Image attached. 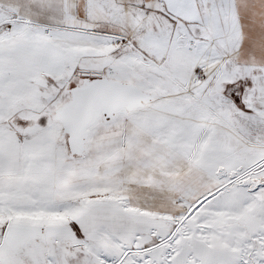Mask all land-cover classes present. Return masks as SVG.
<instances>
[{
  "label": "snow or ice",
  "instance_id": "6c2138e0",
  "mask_svg": "<svg viewBox=\"0 0 264 264\" xmlns=\"http://www.w3.org/2000/svg\"><path fill=\"white\" fill-rule=\"evenodd\" d=\"M0 264H264V0H0Z\"/></svg>",
  "mask_w": 264,
  "mask_h": 264
}]
</instances>
